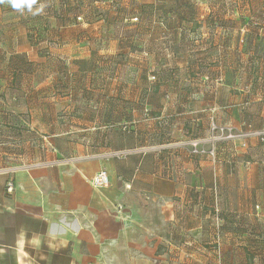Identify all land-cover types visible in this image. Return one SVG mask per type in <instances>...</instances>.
<instances>
[{
  "label": "crops",
  "instance_id": "1",
  "mask_svg": "<svg viewBox=\"0 0 264 264\" xmlns=\"http://www.w3.org/2000/svg\"><path fill=\"white\" fill-rule=\"evenodd\" d=\"M83 1L0 0V264H264V144L184 145L264 128V0Z\"/></svg>",
  "mask_w": 264,
  "mask_h": 264
},
{
  "label": "built area",
  "instance_id": "2",
  "mask_svg": "<svg viewBox=\"0 0 264 264\" xmlns=\"http://www.w3.org/2000/svg\"><path fill=\"white\" fill-rule=\"evenodd\" d=\"M254 139L264 144V128H253L248 124L220 126L213 122L211 123L208 136L190 139L184 145L189 148L192 155H205L214 162H217V150L219 146L235 143L246 148L248 146L247 142ZM129 154L130 151H122L113 152L110 155L114 158L122 159ZM109 183L110 177H108L105 169L97 172L91 180V184L98 188H107ZM7 190L9 192L13 190L11 182L8 183Z\"/></svg>",
  "mask_w": 264,
  "mask_h": 264
},
{
  "label": "trees",
  "instance_id": "3",
  "mask_svg": "<svg viewBox=\"0 0 264 264\" xmlns=\"http://www.w3.org/2000/svg\"><path fill=\"white\" fill-rule=\"evenodd\" d=\"M44 1H49L53 5H54L53 2H59L60 3V6H59V9H60L59 11L60 12L58 11L59 12L58 16H61L62 18H64L63 14H65V12H67V13L73 14L74 21H76V22H80V20H79L80 18H83V20L86 19L83 13L88 10V8H86V6L88 7V5H87V2H85L83 0H72V1L71 0H35V1H31V2L38 4V3H41V2H44ZM24 2H25V0H24ZM63 20H65V18ZM74 21H71V22L74 23ZM30 41L32 42V45H34V46L40 47V45H41V43H40L41 40L36 35L35 32L31 33ZM48 55H49L48 50L44 51V49H43L41 51V56L42 57H45V56H48ZM206 136H208V135H206ZM206 136H204V137H206ZM195 138H201V137H195ZM195 138H192V139H195Z\"/></svg>",
  "mask_w": 264,
  "mask_h": 264
},
{
  "label": "rangeland",
  "instance_id": "4",
  "mask_svg": "<svg viewBox=\"0 0 264 264\" xmlns=\"http://www.w3.org/2000/svg\"><path fill=\"white\" fill-rule=\"evenodd\" d=\"M29 1H35V0H25V2H29ZM88 5V4H87ZM58 6H60V3L57 5V4H55L54 5V7H53V9L55 8V13L57 14V12L60 10L59 9V7ZM86 8H88L87 6H86ZM46 10V7H42V8H33V11H30L29 12V14H31V15H38V14H40L41 12L43 13L44 11ZM80 20V22H82V23H85L86 22V19L85 20H83V18H80L79 19ZM68 39H70V37H72L71 36V34H67V36H66ZM152 79H155V78H152Z\"/></svg>",
  "mask_w": 264,
  "mask_h": 264
}]
</instances>
